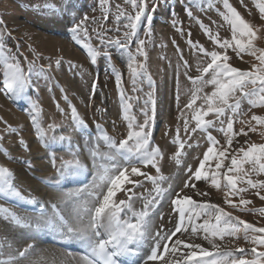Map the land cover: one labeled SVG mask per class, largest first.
Instances as JSON below:
<instances>
[{
  "label": "snow or ice",
  "instance_id": "1",
  "mask_svg": "<svg viewBox=\"0 0 264 264\" xmlns=\"http://www.w3.org/2000/svg\"><path fill=\"white\" fill-rule=\"evenodd\" d=\"M107 2L108 0H101L102 5ZM155 2L156 0H153L154 6L150 8L148 0H125V3L135 10L134 14L128 13L117 4L115 21L117 24L122 19L126 21L123 23L125 30L122 34L110 37L108 32L112 29H106L104 24L100 23L98 29H92L99 46L84 44L93 64L101 55L111 60V53L107 51L109 47L114 46L122 50L127 57L126 66L133 84V91H137L135 86L139 79L146 77L149 84L152 83L151 75L147 70L146 41L140 38L139 32L140 25L144 21H151L150 13L155 10ZM221 2L224 10L216 11L223 22L230 26V39H222L219 31L214 33L209 25L193 16L191 8L186 9L188 16L200 24L209 40L213 41L217 47L208 50L199 42L188 40L191 48L206 58V61L198 60L197 75L192 76L185 72L195 87L189 102L181 110L180 117L184 118V131L187 135L189 122L185 109L189 110L195 121V127L191 129V132L195 133L198 129L205 132L209 146L195 170L191 166L187 167L190 175L184 182L183 188L174 190L170 183L167 188L161 187L170 178L165 177L160 171L159 161L163 154L160 147L152 140L151 129L156 115L153 93L148 92L145 101V105L150 104L151 109L141 108L144 119L142 122H137L136 117L130 114L132 104L128 101L132 97L125 96L122 75L116 71V82L120 88L123 103V119L127 121L126 135L117 140L108 135L107 131L98 124L97 128L101 133L98 140L102 141L106 150L102 151L101 144L96 143L90 151L91 182L75 191L61 190L54 202L40 203L35 197L25 196L15 182L14 172L8 167L0 166V198L25 201L36 205L38 210L37 215L27 216L13 211L10 207L0 205V215L5 221L27 229L28 238L33 241L40 232L51 230L59 233L63 238L78 242L84 249L83 264H135L129 257L144 251L146 245L147 250L144 253L146 258L142 257V264L155 261H160L162 264H264V226L257 227L239 216H233L219 204L197 201L184 193L185 188L195 189V182L202 180L210 181L219 190L223 180L226 205L240 211H256L264 216V208L247 209L252 201L241 195L249 188L256 189L255 195L264 201V194H261V190H264V179L251 178L253 174L264 175V143H250L245 139L243 144L237 142L236 146H233L235 137L241 134L247 137L248 132L258 131L251 121H255L256 125L264 126V115L253 113L248 121L240 119L247 116L254 108H264V47H258L256 43L264 36L258 35L260 29L246 20L230 0H221ZM256 7L261 18H264V0H259ZM89 19L97 23L95 17L84 16L72 28L74 38L79 37L82 32L85 37L91 39L88 28L82 27ZM107 19V15L102 17L104 21ZM173 23L175 25L176 21ZM211 23L217 24L216 21ZM222 26V24L217 25L218 28ZM5 28L6 25L0 20V65L3 69L4 88L7 94L20 97L26 95L31 87L30 80L35 61L30 62L32 66L26 71L19 55L12 53L5 45ZM114 30L121 33L120 27ZM180 31L183 32V29L181 28ZM144 35L150 37V30ZM187 35L190 37L191 32L189 31ZM133 42H135L134 51ZM229 49L237 58L243 60L244 55H249L257 63H252L250 70L235 67L230 63L232 57L228 54ZM178 51L183 66L189 69L191 65L183 59V52L179 49ZM60 63L61 59L55 61L57 67ZM72 67L77 66L72 65ZM51 68L52 64H49L48 69L51 70ZM43 70L41 66L40 71ZM96 84V81L92 84L93 92ZM208 85L212 86V91L204 93L203 89ZM64 99L67 101V95ZM197 101H201L199 106H196ZM242 101L249 105L247 110H242ZM56 103L59 107V102ZM32 108V123L36 127L38 137L44 141V146L51 148L57 142H67L71 147L70 136L60 135L57 138L53 135L49 138L38 119L41 111L39 106L33 102ZM210 115H213L215 119H206ZM71 119L74 131L86 130L87 124L80 117L75 106H71ZM235 122L247 123L248 131H245L243 127L234 130ZM217 123L220 125L218 131L223 134L226 141L224 145H221L220 141L208 132V129L216 127ZM7 127L9 132L16 131L10 125ZM48 128L55 131V126L52 124H49ZM261 135H264V132H261ZM20 143L23 145L25 141L21 139ZM173 143H178L180 149L174 154L173 159L180 163L185 142L180 140L179 128L176 129V138ZM70 155L71 159L60 158L59 166L56 164L55 155L51 156L52 166L57 168L58 173V179L49 182L52 187L59 189V180L66 177L79 178L89 172L90 165L80 158V153L73 150ZM225 161L229 163L226 164ZM245 165L249 167L246 168ZM149 166L155 169L156 175L143 170ZM134 177L143 179H134ZM144 181H150L153 185L152 189L138 192L137 189L144 188ZM238 184H245L247 187H239ZM119 193L124 194L123 199L118 198ZM165 194L170 197L173 212L178 217L176 225L170 231L165 230L162 224L157 227L154 223L157 217L163 220V214L158 213L156 209ZM196 195L207 196L208 193L197 192ZM233 196L240 197L238 203L231 199ZM136 201L143 202L141 208L135 207ZM201 219L202 222L197 223ZM185 233L197 239L202 238L207 241L210 248L196 243L195 240L181 238ZM241 233L242 238L252 247L229 248L224 243L226 237L240 239ZM4 246V243H0V248ZM7 247L12 249L11 244H7ZM30 250H34L33 243L27 244L23 250H10L5 259H0V264H20V260L26 258ZM0 255L4 253L0 252ZM249 255L251 258H246Z\"/></svg>",
  "mask_w": 264,
  "mask_h": 264
},
{
  "label": "rangeland",
  "instance_id": "2",
  "mask_svg": "<svg viewBox=\"0 0 264 264\" xmlns=\"http://www.w3.org/2000/svg\"><path fill=\"white\" fill-rule=\"evenodd\" d=\"M230 2L246 20L260 29L258 35L264 36V18H261L256 7L259 0H243V4H241V0H230ZM148 3L150 8L154 6L153 0H148ZM117 4L121 5L122 9H125L128 13L134 14L135 10L125 3V0H108L104 5L101 4V0H0V20L6 25L4 42L7 49L19 55L22 66L26 71L28 67L32 66L30 62L35 61L30 80L31 87L27 90L26 95L20 97H13L6 93L2 75L3 69L0 65V166L12 170L15 174V182L23 194L29 198L35 197L40 203H45L42 201L45 199L37 198L38 191L35 190L36 188L45 198L48 196L47 194L54 197L57 194L60 195L59 191H66L73 187L70 185H72L73 179H76L66 177L59 180V189L51 186L49 182L58 179L57 168L53 167L51 162L53 154L56 157V164L59 166L60 158H72L70 152L73 150L78 152L79 150L86 151L89 149L90 153L96 143L101 144L102 151L106 150L102 141L98 140L101 135L100 129L97 128L98 124L107 131L108 135L115 137L117 140L126 135L128 131L127 121L123 119V103L120 97V88L116 82V71L122 75V87L125 90V96L132 97L128 101L132 104L130 114L136 117L137 122H142L144 119L140 111L141 108L151 109V105H145V101L147 100L146 94L148 92L153 93L156 115L151 129L152 140L155 145L160 147L163 154L162 159L159 161L160 171L165 177L170 178L161 187L167 188L170 183L174 190L178 191L183 188L184 182L190 175L187 167L191 166L195 170L198 167L199 160L202 159L203 153L209 146L205 132L199 129L195 133L191 132V129L195 127V121L192 119V113L186 109L185 115L189 122V133L185 134L184 118L180 117V112L189 102L192 90L195 87L192 81L187 78L185 72L187 71L192 76L197 75L198 60L203 59L206 61V58H203L195 49L191 48L188 40L199 42L208 50H213L217 46L209 40L200 24L188 16L186 9L191 8L193 16L209 25L214 33L219 31L222 39H230V26L223 22L216 11L217 9L224 10L221 0H156L155 10L150 13L152 16L151 21H144L140 25L139 32L140 38L146 41L145 50L148 53L146 63L152 83L150 85L146 77L139 79L135 86L137 91H133V84L126 66L127 57L122 50L114 46L109 47L107 51L111 53V60L101 55L97 57L96 63L93 64L91 57L88 56L87 49L84 47L85 43H90L94 47L99 46L92 29H98L100 23H103L106 29H112L108 32V36L115 37L122 34L125 30L123 29V23L126 21L122 19L119 24L115 21ZM105 9H107V12H105ZM104 15L108 16L106 21L102 20ZM84 16L95 17L97 20V23H93L89 19L82 26L88 28L91 39L85 37L82 32L79 37L74 38L72 28ZM174 21H176L175 25ZM211 21H216L217 24H212ZM221 24L223 26L218 28L217 25ZM116 27L121 28V33L114 30ZM181 28L183 32L180 31ZM149 30L151 35L146 37L144 33ZM189 31L191 32L190 37L187 35ZM256 43L258 47H264V38L258 39ZM134 48L135 42H133V51ZM178 49L183 52V59L191 65L189 69H185L183 66ZM103 50L101 47V51ZM228 54L232 57L230 63L243 70H250L251 64L257 63L249 55H244L243 60L237 58L231 49H229ZM57 59H61L59 67L55 64ZM49 64H52L51 70L48 69ZM72 65L77 67H72ZM41 66L44 69L42 72L40 71ZM94 81L97 84L93 92L92 84ZM211 91V85L205 86L203 89L204 93H210ZM65 95L68 97L67 101L64 99ZM136 97H139V99H136ZM57 101L59 107H57ZM33 102L41 110L38 119L47 136L49 138L53 135L57 138L60 135L70 136L72 139L71 147L67 142H57L51 148L44 146V141L38 137L36 127L32 123ZM200 104L201 101H197L196 106ZM71 106H75L80 117L87 124L86 130L83 132L73 130ZM248 108L247 102L242 101V110ZM8 110L12 112L10 117H6ZM14 112L17 116L14 115ZM253 113L264 115V108H254L247 116L240 119L248 121ZM206 119L214 120L215 117L210 115ZM49 124L55 126V131L48 128ZM251 124L256 126L258 131L255 133L248 132L247 137H244L243 134L235 137L233 140L234 147L237 142L243 144L245 139L249 140L250 143H264V135H261V132H264V126L256 125L255 121H251ZM9 125L16 131L9 132L7 127ZM219 126V123H217L216 127L209 128L208 132L215 136L221 145H224L226 141L223 134L218 131ZM241 127L248 131L249 125L247 123H234V130ZM177 128L180 129V140L185 142L180 163L173 159L174 154L180 151L178 143H173ZM21 139L25 141L23 145L20 143ZM244 146L247 147V145ZM81 156L83 157V154L80 155V158L84 160ZM85 159L89 162L90 155ZM225 163L229 162L225 161ZM19 167L26 173L27 177L29 176L25 180L19 179L18 174L15 172V168ZM245 167L249 166L245 165ZM143 170L156 175L155 169L151 166ZM89 172V179L85 178V182H80L81 184L75 187L81 188L91 182V164ZM251 178L254 180L264 179V175L257 176L253 174ZM134 179L143 178L134 177ZM24 181L26 183L33 181V186L28 187L27 184L23 186ZM195 183V189L185 188L184 193L192 196L197 201H210L219 204L221 207H225L226 211L231 212L233 216H239L242 220L253 223L257 227L264 226V216L259 212L240 211L225 204L223 180L219 190L210 181L202 180ZM238 186L247 187L245 184H238ZM152 187L150 181H144V188L137 189V191L144 192L145 189L151 190ZM256 191V189L249 188L247 192L241 194L245 199L252 201L247 209L264 208V201L255 195ZM197 192H207L208 195L198 196L196 195ZM261 194H264V190H261ZM123 198L124 195L119 197V199ZM231 199L238 203L240 197L233 196ZM0 205L10 207L18 213L25 211V213H35V211L31 212L29 208H37L36 205L28 204L25 201L4 198H0ZM156 211L162 213L163 216L173 213L170 197L167 194L160 199ZM201 222L202 219L197 221V223ZM0 226L1 228L4 227L2 223H0ZM19 230L21 229L14 226L13 230L9 231L13 233L10 240H8L10 236L7 237L2 234V231L0 232V243L5 245L0 248V252L4 253V255H0V259H5L7 252L10 250H23L24 247H27V244L33 243L34 250H30L27 257L20 260V264H28L33 259V252L42 246L40 243L45 244V246H58L52 238L47 239V242H45L44 236L47 235V238L49 236L45 231L40 232L34 241L26 236L27 241L22 244V239L19 242L17 236L24 238L26 233L23 236L24 231L19 233ZM240 236V239L235 240L226 237L224 243L229 248L243 247L248 249L252 247L250 243L242 238V233ZM181 238L195 240L196 243L210 248L207 241L189 236L188 233H185ZM7 244H11L12 249H9ZM58 247L66 252L81 255L76 250L71 251L61 247V245ZM246 258H251V256L249 255Z\"/></svg>",
  "mask_w": 264,
  "mask_h": 264
},
{
  "label": "bare ground",
  "instance_id": "3",
  "mask_svg": "<svg viewBox=\"0 0 264 264\" xmlns=\"http://www.w3.org/2000/svg\"><path fill=\"white\" fill-rule=\"evenodd\" d=\"M166 94H168V92H166ZM7 112H8V115L6 117H10V115H12L11 110H8ZM14 115H15V112H14ZM15 116H17V115H15ZM78 153L83 154V157L82 156L81 157L84 158V160L83 159L82 160L85 161V163H88L89 165L91 164L90 163L91 161L87 162L88 160L85 159V157H88L90 155L89 149H87L86 151L79 150ZM15 172L18 174V176H19L18 178L19 179H21V178H22V180H25L26 179V177H27L25 175L26 173H24V171L22 169H20V167L19 168H15ZM89 173L90 172H88L85 176L79 177L78 180H82V179H85V178L86 179L87 178L89 179V176H90ZM32 182L26 183L24 181L23 182V186L24 185L26 186V184H27L28 187H30L33 184ZM78 184H80V181L79 182L74 181V183H72V185H70V186H73V187H70L66 191H69V190L70 191H75L76 189L79 188L78 186H77L78 188L75 187ZM34 185H37V184H34ZM35 190L38 191V194L37 195L39 197L37 196V198L45 199L46 201L45 200H42L45 203L46 202H54L56 200V198L59 197L58 194L56 196H54V197L53 196L50 197V194H47L48 196L46 195L47 197L45 198L43 195H41L42 193H40V191L38 190V188H36ZM59 193H60V191H59ZM123 195H124L123 193H119L118 194V198L121 197V196L123 197ZM142 203H143L142 201H136L135 207L137 209L141 208L142 207ZM13 211H14V209H13ZM25 212H21L19 214L27 215V216H35L36 215L35 213H25ZM35 212H38L37 208L35 209ZM177 219H178L177 214L173 212L172 214L164 215L163 216V220H160L157 217L156 220L154 221V223H155V226H157V227H159L162 224L164 226V229L165 230L170 231L176 225ZM0 223H2L3 226H4V227H2L3 229L0 226V232L2 231L3 232L2 234H4L7 237L10 236L8 238V240H10L11 237H12V235H13V233H10L9 231L13 230V228H14L15 225L14 224H11V223H9L7 221H5L3 219V217H2V215H0ZM16 227L22 230V231L19 230V233H22L24 231L22 233L23 236L26 233L24 238L21 237V236H17V240L20 242V240L22 239V241H23L22 244H25V242L27 241L26 236H28L27 235L28 230L25 229V228L18 227V226H16ZM25 231H27V232H25ZM45 232L48 233V235H49L48 238H47V235L44 236V240H46L45 242H47V239L50 240L52 238L54 242H57V245L58 246H60V245H62V246L63 245H69L72 248H77L80 251L82 250L83 253H84V249L82 248V246L78 242L73 241V240H68L66 238H63V237H61V235L59 233H57L55 231L48 230V231H45ZM40 245H42V246H40L37 251L33 252L34 253L33 254V259L28 264H34V262H35V264H83V261H82V256L83 255H78V254H75V253L66 252V251L62 250L61 248H59L58 246H56V247H54L52 245L45 246V244H41V243H40ZM146 250H147V245L145 246V250L144 251L140 252L139 254H137L135 256L129 257V259L131 261H134L135 264H142V257L143 258H146L145 255H144V253H145ZM149 264H162V262L155 261V262H149Z\"/></svg>",
  "mask_w": 264,
  "mask_h": 264
}]
</instances>
